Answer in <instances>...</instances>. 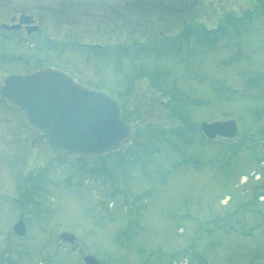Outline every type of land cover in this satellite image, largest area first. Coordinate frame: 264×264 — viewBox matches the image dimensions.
<instances>
[{
    "label": "rangeland",
    "instance_id": "obj_1",
    "mask_svg": "<svg viewBox=\"0 0 264 264\" xmlns=\"http://www.w3.org/2000/svg\"><path fill=\"white\" fill-rule=\"evenodd\" d=\"M137 11L76 8L65 13L76 40L57 56L39 49L119 97L131 129L119 149L55 155L0 95V264H83L87 253L101 264H264V0ZM215 27L214 41L195 35ZM219 118L237 135L204 140L200 121ZM20 206L24 236L10 228Z\"/></svg>",
    "mask_w": 264,
    "mask_h": 264
},
{
    "label": "water",
    "instance_id": "obj_2",
    "mask_svg": "<svg viewBox=\"0 0 264 264\" xmlns=\"http://www.w3.org/2000/svg\"><path fill=\"white\" fill-rule=\"evenodd\" d=\"M196 0H0V4H26L37 7H95L118 5L123 9H166L183 11ZM4 97L17 105L29 125L42 132L54 150L69 156L107 152L119 147L130 135L129 126L121 117L114 98L96 89L81 85L70 76L51 68H41L25 75H8L0 89ZM201 131L207 138L216 135L233 137L237 126L233 119L202 121ZM13 229L24 233L18 220ZM63 240L75 236L62 231ZM84 264H100L87 254Z\"/></svg>",
    "mask_w": 264,
    "mask_h": 264
},
{
    "label": "flooded vegetation",
    "instance_id": "obj_3",
    "mask_svg": "<svg viewBox=\"0 0 264 264\" xmlns=\"http://www.w3.org/2000/svg\"><path fill=\"white\" fill-rule=\"evenodd\" d=\"M73 10L25 4L0 5V88L9 74L58 66L50 63L47 60L50 56L39 49L47 50L53 44L52 51L57 56L63 52L62 42L76 40L70 35L74 19L65 15ZM20 47L31 48L32 54H20Z\"/></svg>",
    "mask_w": 264,
    "mask_h": 264
},
{
    "label": "trees",
    "instance_id": "obj_4",
    "mask_svg": "<svg viewBox=\"0 0 264 264\" xmlns=\"http://www.w3.org/2000/svg\"><path fill=\"white\" fill-rule=\"evenodd\" d=\"M233 19V21H235L236 19L238 20V18L236 17L235 19L234 18H232ZM188 32H190L188 29H186L183 33L184 34H182L183 36H186L185 34H188ZM196 32V33H195ZM195 35H197L198 36V38L199 39H201V37L203 36L204 37V39H205V41L206 42H208V41H214L215 40V37L217 36V32L216 31H211V32H209L208 30H203L202 32L200 31V29H196L195 30ZM211 33V34H210ZM201 36V37H200Z\"/></svg>",
    "mask_w": 264,
    "mask_h": 264
},
{
    "label": "bare ground",
    "instance_id": "obj_5",
    "mask_svg": "<svg viewBox=\"0 0 264 264\" xmlns=\"http://www.w3.org/2000/svg\"><path fill=\"white\" fill-rule=\"evenodd\" d=\"M243 179H245V178L243 177Z\"/></svg>",
    "mask_w": 264,
    "mask_h": 264
}]
</instances>
